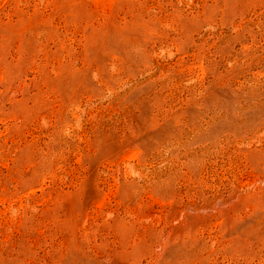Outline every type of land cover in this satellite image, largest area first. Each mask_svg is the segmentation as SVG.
I'll return each instance as SVG.
<instances>
[{
	"label": "rangeland",
	"instance_id": "rangeland-1",
	"mask_svg": "<svg viewBox=\"0 0 264 264\" xmlns=\"http://www.w3.org/2000/svg\"><path fill=\"white\" fill-rule=\"evenodd\" d=\"M0 264H264V0H0Z\"/></svg>",
	"mask_w": 264,
	"mask_h": 264
}]
</instances>
